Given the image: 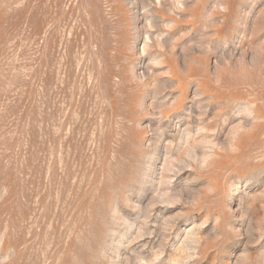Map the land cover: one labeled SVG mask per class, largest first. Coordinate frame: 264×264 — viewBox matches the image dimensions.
<instances>
[{"label":"rangeland","instance_id":"rangeland-1","mask_svg":"<svg viewBox=\"0 0 264 264\" xmlns=\"http://www.w3.org/2000/svg\"><path fill=\"white\" fill-rule=\"evenodd\" d=\"M0 264H264V0H0Z\"/></svg>","mask_w":264,"mask_h":264}]
</instances>
